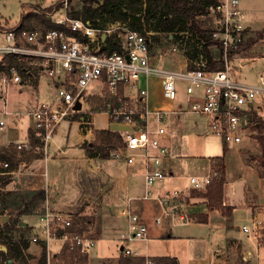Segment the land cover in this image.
<instances>
[{
    "label": "built area",
    "instance_id": "2783aa9c",
    "mask_svg": "<svg viewBox=\"0 0 264 264\" xmlns=\"http://www.w3.org/2000/svg\"><path fill=\"white\" fill-rule=\"evenodd\" d=\"M68 4V0L50 1L52 11L47 16L59 27L26 28L20 22L13 26L0 23V58L11 55L17 59L16 63L0 69V115L9 114L7 94L12 85L30 84L31 80L45 75L52 80L55 89L53 100L41 102L25 112L31 119L29 133L35 144L30 140L16 142L17 150L39 152L46 159L61 120L77 119L85 140H88L92 134L93 113L104 111L111 122L127 125L120 131L123 148L110 149V157L122 158L128 163L136 160L142 163L145 191L142 198H150V186L156 180L173 176L165 169L169 136L161 125L170 111L160 106L150 107V77L159 80L161 96L170 101L176 98L177 81H186V90L191 96L186 111L203 118L212 134L225 145L239 144L250 135L248 124L255 125L264 105V77L260 75L258 83H247L230 75L229 52L245 40L249 26L239 0H217L209 6L217 17L212 36L219 42L222 66L207 69V62L200 53L199 60L190 61V66L177 70L161 65L168 54L176 52V45L152 50L156 31L142 33L119 21L91 25L89 20L72 16ZM60 11L62 14L55 16ZM140 78H143L141 87L138 86ZM93 83L100 86V92H106L103 102L95 108L83 110V102L89 94L84 89ZM78 100L81 106L77 109ZM3 125L4 120L0 118V128ZM25 165V161H19L15 169L8 170L9 162L0 160V176L13 177L21 173ZM217 175L218 171L209 162L206 172L188 175L187 179L191 189L200 191L206 189ZM190 190L174 188L154 199L163 215L189 224L196 221L198 213L207 211L206 204L192 198ZM119 214L127 223L120 235L126 243L121 252L128 257H142L133 243L148 239L146 222L129 205L122 207ZM156 220L160 221L162 217L158 215ZM91 225L89 215L83 211H63L46 204L38 213V225L30 226L27 237L29 247L31 243L38 245L40 251L27 252L33 254L27 256L28 247L23 250L26 261L17 259L12 264H32L31 258L35 259L34 264L88 262L96 246ZM242 230L253 232L261 240L264 221L257 217L253 227L243 225ZM143 264H154V261L146 256Z\"/></svg>",
    "mask_w": 264,
    "mask_h": 264
},
{
    "label": "rangeland",
    "instance_id": "374dc122",
    "mask_svg": "<svg viewBox=\"0 0 264 264\" xmlns=\"http://www.w3.org/2000/svg\"><path fill=\"white\" fill-rule=\"evenodd\" d=\"M50 1L51 0H0V23L6 26L17 25L21 20L23 7L28 8L27 6H29L28 9H30V6H32V8H34L39 6H35L37 3H40L41 7H47ZM239 6L247 14L246 22L249 23V31L246 35H253L257 30L264 28V0H239ZM68 7L70 12L73 13V11L80 9L81 1L72 0V2L68 4ZM61 14L62 12L60 11L57 12L55 16ZM201 18L205 22V25L212 28H214L217 23L216 14L209 8L201 15ZM44 25L40 24L35 26L43 28L45 27ZM152 41L154 42L152 50L159 47L166 49L172 45H176V52L174 54H168L167 58L163 59L161 62L162 66L172 70L188 67V65L190 66V64H192L190 61L199 60L201 56L200 53H202L201 46L198 45L199 43L196 42L195 38H192L189 33H183L180 37L175 39L172 38L171 35L168 36L167 33L160 32L155 34ZM211 50L217 55V47L212 46ZM197 51H199L197 56H190V53L194 52L196 55ZM202 57L205 58L204 55ZM230 75L232 78L247 83H258L259 76L262 75L264 77V38L257 39L248 49L230 58ZM152 79L153 77H150L149 80ZM51 81L50 78L41 75L38 80V85H36L35 79L31 80L30 84H15L9 88L7 94V108L9 114L0 115V118L4 120V125L0 128V148L6 147L8 142L11 141V137L14 136V129L16 128L18 130V121L20 124L22 123L21 126L23 123L31 124V119L26 115L25 111L35 108L41 102L51 101L55 98V89ZM176 84L177 95L172 101L166 100L161 96L158 84L156 85V91L152 92L151 89L149 94L150 107L155 105L170 111L164 116L161 125L165 128L169 136L167 146L173 151L171 163L175 165L177 167L176 170H178L175 174L179 173L184 175L192 172L198 173L200 172L199 170L205 166L206 161L213 165L214 161L212 157L223 156L222 163L224 178L226 180V194L229 195L230 193L236 197L238 193H241V190H243V187L246 186L247 183H249V186L250 184L253 185V187L255 186V188L260 187L258 186L260 184L259 180H261V189L264 192V142L263 146L258 142L256 129L248 124L247 131L250 135L239 144L226 145L227 150L223 152L222 142L218 137L212 134L203 118L195 113L186 111L189 109L188 107L191 100V96L186 90L187 82L178 80ZM141 85H143V78H140L138 81V86L141 87ZM131 91L133 92L135 89H131ZM84 92H89V94H87L86 102L82 100L83 110L95 108V104L98 102L99 98L103 99L106 93L105 91L100 92V86L96 83L86 87ZM93 97L96 99L90 100V98ZM258 115L257 119L263 120L264 122V105ZM91 118L92 134L88 137V140H84V142L95 141V131L98 129H113V127L118 128L120 126L119 124L112 123L107 113L104 111L93 113ZM15 136L17 138L21 137L19 134ZM83 136L84 131L77 119L71 120L70 118H65L61 120L54 134V142L48 147L46 161H44V158H33L29 163H26L21 173H17L14 175L15 177L7 176L0 182V190L12 191L10 197H12L16 203V205L11 208L13 214L17 213L18 210L33 212L21 216V219L29 226L38 225V213L48 204L47 193L43 201L32 199L31 194L40 188H43L45 191L47 188L50 198L52 197V192L56 190V195L59 199L55 206H62L68 202H72V211H83L88 214L92 221V226H94L101 214L98 208L101 206L102 198L108 211H105L107 216L104 220L102 219V222L110 221L117 226H122L123 222H126V218L119 214V210L127 205V196L132 193H124L120 196L119 202L115 201L113 203L114 199L110 198V194L107 193L109 192L106 186L107 183L105 182V185L101 184L103 181V171L112 167L122 168V158L109 157L105 159L98 156H85L92 158L86 159L81 156L80 149L72 148ZM84 142H82V144ZM61 146H67L69 149L63 151L61 150ZM213 166L215 167L216 164ZM44 171L47 172V175L43 174ZM226 172L227 178L225 177ZM133 175L141 183L139 184L141 188L139 189V186H137V190H139L138 192L140 196H142L145 192L144 182L140 180L142 170L136 168V172ZM186 184L187 179L182 176H166L163 179L156 180L154 184L150 186V199L145 201L150 203V213H152V215H150L149 218L145 217L146 220L144 219L148 227V239L146 241L138 240L133 243V246H136L140 253L147 252L145 248L146 243L150 245H156V243H158L156 242L158 240L152 239L153 235L152 233L150 234L149 228L161 223V221L167 217L162 214L160 205L153 199L159 196L158 194L175 188L176 185L186 186ZM253 187L250 186L249 189H253ZM102 193L104 194L103 197ZM86 194L92 197L82 202V204L76 208V201ZM234 200L236 201L237 197ZM64 210H67V208ZM10 213V211L6 210L3 214H0V221H7L11 216ZM156 215H160L162 220L157 221ZM119 232L120 229H118L117 235L109 234L103 237L100 244L105 247L104 254L106 252L108 254L113 253L114 248L115 252L118 253L122 245H126V243L120 239ZM30 246L31 248L26 250L27 256L40 251L38 245L31 243ZM163 248L167 251L179 254L176 242L170 241L165 243L163 244ZM27 252L32 253L29 255ZM92 254H95V251H93ZM121 254L124 255L123 253H120V255ZM238 255L233 256L237 261L238 257H240ZM90 257L91 255L89 258ZM117 258L118 256L105 258L102 259L99 264L101 262L103 264H117ZM17 259L22 261L19 257ZM30 262L34 264L35 259L31 258ZM0 264H2L1 254ZM80 264H87V261Z\"/></svg>",
    "mask_w": 264,
    "mask_h": 264
},
{
    "label": "trees",
    "instance_id": "16d2710c",
    "mask_svg": "<svg viewBox=\"0 0 264 264\" xmlns=\"http://www.w3.org/2000/svg\"><path fill=\"white\" fill-rule=\"evenodd\" d=\"M81 7L78 10L70 12L74 17H80L83 20H89L91 25L106 24L112 22H126L131 28H135L142 33L146 30H153L157 33H167L168 36L177 39L180 37V33H189V35L195 38V41L201 45V52L204 55L207 62V69H216L218 66H222V56L219 42L212 36L214 28L205 25V22L201 18V15L209 8L210 5L217 0H80ZM69 3L72 0H68ZM39 5V6H37ZM23 7L20 24L26 28H34L35 25L45 24L46 28L59 27L51 21L47 16L52 11V6L41 7L40 4ZM98 18V20H97ZM249 29L247 28L245 33ZM264 38V28L257 30L253 35H246L244 41L240 42L238 46L232 48L229 52V56L232 57L242 51L248 49V47L257 39ZM194 45V43H193ZM218 48L217 55H215L211 47ZM115 48V47H112ZM199 51H197L198 53ZM190 53V52H189ZM194 53H190L191 57L197 56ZM189 56V57H190ZM16 63L17 59L11 55H4L0 58V69L5 68L12 63ZM108 96H106L107 98ZM96 98H90L94 100ZM103 99L98 100L96 106L102 104ZM253 127L256 129L257 140L263 146V120L257 119ZM95 141L84 142L82 147L85 150L87 156H98L101 158L110 157V149L123 148L124 140L119 130L113 129H98L95 131ZM29 140L32 144H35L34 138L29 133ZM227 150L226 145L223 143V152ZM43 158L41 153L33 152L32 150H17L14 143H10L8 146L0 148V159L7 160L10 164L8 170H13L17 167L19 161H25L29 163L31 159ZM215 169L218 171V175L214 177L207 185L206 190L203 193L192 191L194 194L203 196L207 199L209 207L218 208L224 215H229L231 206L223 204V184L225 182L224 170H223V156L212 157ZM5 177L0 176V182ZM11 190H0V214H3L6 210L10 211L11 216L7 221H0V243L5 244L6 251H1L2 264H9L7 261L11 259L12 262L20 259L25 260L23 250L29 247V241L27 239L30 233V226L28 224L22 225L23 221L21 216L25 214L33 213L32 211L18 210L13 214L11 208L16 205L11 196ZM33 200L43 201L46 197V191L43 188L37 189L31 194ZM23 218V217H22ZM196 219L200 221L206 220V215L198 213ZM42 252V258L44 256ZM154 264H178L175 257H152ZM144 257H128L121 255L119 257V264H143ZM245 259L238 257V264H244Z\"/></svg>",
    "mask_w": 264,
    "mask_h": 264
},
{
    "label": "crops",
    "instance_id": "0c3cea01",
    "mask_svg": "<svg viewBox=\"0 0 264 264\" xmlns=\"http://www.w3.org/2000/svg\"><path fill=\"white\" fill-rule=\"evenodd\" d=\"M38 80L39 79L36 80V85H38ZM157 84L159 85V80L157 78H153L151 80L150 86V90L152 89V92L156 91ZM21 124L18 121L17 128L19 131L16 128L14 129V136L11 137V141L8 142V145L10 143L25 142L29 140V126L31 124L23 123L22 126ZM119 125L121 127H113V130L120 131L125 129L127 126L125 124ZM18 134L21 137L17 138L15 136ZM84 140L85 136L81 137L79 142L72 146L73 149H80L81 156L83 157L87 156L84 148L81 145ZM167 143L168 140L166 141V144ZM68 149L69 148L67 146H61V150L63 151H66ZM168 149L169 152L168 157L165 161V169L171 172L174 177L182 176L187 179L188 175L201 174L207 171V165L209 163L208 161L205 162V166H203V168L199 170L200 172L198 173L192 172L190 174L184 175L179 173L175 174V172L178 170H176L177 167L171 163L173 151H171V148H169V146ZM85 158L87 159L88 157ZM44 161H46V159H44ZM122 166V168L112 167L108 168L107 170H104L102 174L103 181L101 184L105 185V182L107 183L106 186L109 190V192L107 193L110 194V198L114 199L113 203L115 201L119 202L120 196L124 193H132L127 196V205H129L131 210L137 213L143 220L145 219V217L149 218V216L152 215V213H150V203H147L145 201L147 199L143 200L142 196H140V193L138 192L139 190H137V186H139L140 189L141 185L139 184L141 183L133 175L136 172V168H140L142 170L140 180L141 182H144V168L142 166V163L139 160H136L133 163H128L125 159H122ZM44 173L45 175H47L46 171H44ZM225 177L227 178V172ZM225 183L226 180L223 184L222 198L224 205L231 206V211L229 215H224L222 211L218 208L211 209L205 197L196 195L192 192L196 191L199 193H203L205 189L200 191L196 189H191L188 179L186 186H184L185 184L176 185L175 188H188L189 190L191 189L190 193L192 198H195L198 201H201L202 203L206 204L207 211L203 213L204 215H206V220L200 221L196 219V221L187 224L181 223L176 218L166 217L163 221H161V223L153 225L149 228L150 234L152 233L153 235L152 239L158 240L156 241L158 243H156V245H150L149 243H146L145 248L147 252H139V254L142 257H175L178 264H238V261L236 260V258H233V256H237L239 254L238 256H242L245 259L244 264H264V235L263 238L260 240L254 235L253 232H244L242 230L243 225L253 227L254 220L257 217H261L264 221V192L261 189V180H259L260 184L258 185L260 187L255 188V186L253 187V185L250 184L253 189H249L250 186L249 183H247L246 186L243 187V190H241V193H238V195L236 196V201L234 200L236 199V197H234L233 194H226ZM166 191H164L163 193H165ZM46 193L48 198V204L51 208L63 211H72V202H68L67 204H64L62 206H55L59 199V197L56 195V190L52 192L51 198L49 197V192L47 191V188ZM162 194L158 195L161 196ZM103 196L104 194L102 193V197ZM90 197L92 196L89 194L81 196L80 199L76 201L75 207L78 208L82 204V202L88 200ZM65 207L67 208V210H64L66 209ZM98 211L101 214L95 222L94 226L91 225V227H93L91 234L96 239V246L93 249V251H95V254H92L93 251L90 253L91 257L88 259L87 264H99L102 259L113 258L115 256H118L116 263L119 264V257L122 255H120V253H122L121 250L117 253L115 252L114 248L113 253L108 254L106 252L104 254L105 247L100 243L105 235H117L118 229H120L119 235H121V233L125 230L127 223L123 222L122 226H117L116 224L111 223L110 221L102 222V219L104 220V218L107 216L105 212L107 211V209L104 205L103 198L101 206L98 208ZM170 241L176 242V247L179 249V254L176 252L167 251L163 248V244L168 243ZM29 248H31V246ZM214 250H217V252L214 253ZM100 264L103 263L101 262Z\"/></svg>",
    "mask_w": 264,
    "mask_h": 264
},
{
    "label": "water",
    "instance_id": "95a60500",
    "mask_svg": "<svg viewBox=\"0 0 264 264\" xmlns=\"http://www.w3.org/2000/svg\"><path fill=\"white\" fill-rule=\"evenodd\" d=\"M102 39L104 40L105 39V34H103L102 35ZM80 106H81V102L78 100L77 102H76V105H75V108H80ZM22 225H25V224H27L25 221H21L20 222ZM6 246L5 245H1L0 244V250L1 251H6ZM9 264H12V260L11 259H8V261H7Z\"/></svg>",
    "mask_w": 264,
    "mask_h": 264
}]
</instances>
